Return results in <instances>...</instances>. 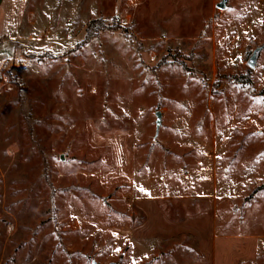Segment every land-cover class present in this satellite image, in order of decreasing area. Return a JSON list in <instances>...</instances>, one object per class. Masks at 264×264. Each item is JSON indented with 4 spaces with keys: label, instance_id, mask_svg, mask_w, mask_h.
<instances>
[{
    "label": "rangeland",
    "instance_id": "obj_1",
    "mask_svg": "<svg viewBox=\"0 0 264 264\" xmlns=\"http://www.w3.org/2000/svg\"><path fill=\"white\" fill-rule=\"evenodd\" d=\"M221 1L26 0L4 24L0 264H153L157 237L264 264V0Z\"/></svg>",
    "mask_w": 264,
    "mask_h": 264
},
{
    "label": "crops",
    "instance_id": "obj_2",
    "mask_svg": "<svg viewBox=\"0 0 264 264\" xmlns=\"http://www.w3.org/2000/svg\"><path fill=\"white\" fill-rule=\"evenodd\" d=\"M25 3L26 0H0V37L2 36L3 30L5 29V25H10L12 23L11 28H14L15 26L19 25V23L22 20V16L25 12ZM2 12H4V20L3 24L1 22ZM6 14V15H5ZM5 24V25H4ZM12 37V36H10ZM0 45H2V42H0ZM185 202L187 199L185 197L182 199ZM170 234V233H169ZM187 234V233H185ZM183 235V237H187V235ZM216 236H219L222 239L230 238L233 239L235 237L234 234H218ZM246 236L252 238V235H247ZM156 241H153L151 243V249L148 247L146 250H149V253H152L154 260L153 264H165L163 263V259L169 258V262L171 264H193L191 259H189V262H187V243L184 241H173V243L169 246L166 247L167 250H163L162 247V241L160 240L161 237ZM143 250V249H142ZM184 251L185 257L182 260L178 259V255L182 254ZM214 257V256H213ZM134 264H139V263H134ZM210 264H216V262L213 260L210 262Z\"/></svg>",
    "mask_w": 264,
    "mask_h": 264
},
{
    "label": "trees",
    "instance_id": "obj_3",
    "mask_svg": "<svg viewBox=\"0 0 264 264\" xmlns=\"http://www.w3.org/2000/svg\"><path fill=\"white\" fill-rule=\"evenodd\" d=\"M111 29L109 25L103 23L100 19L91 20L87 26L86 30V38L85 40H90L91 38L95 37L101 30ZM1 42V40H0ZM85 43L84 41L78 44V47L83 46ZM49 54V53H46Z\"/></svg>",
    "mask_w": 264,
    "mask_h": 264
},
{
    "label": "water",
    "instance_id": "obj_4",
    "mask_svg": "<svg viewBox=\"0 0 264 264\" xmlns=\"http://www.w3.org/2000/svg\"><path fill=\"white\" fill-rule=\"evenodd\" d=\"M227 0H222L219 4L218 7L219 8H224L226 6ZM262 47H258L254 50L252 56L250 57L249 60V65L251 67H253L255 65L256 62V57L258 52L261 50ZM156 116H157V120H156V126H157V130L160 128L161 124H162V112L161 111H157L156 112ZM62 158H64V156L62 155Z\"/></svg>",
    "mask_w": 264,
    "mask_h": 264
}]
</instances>
